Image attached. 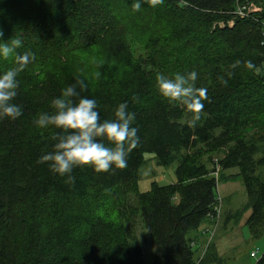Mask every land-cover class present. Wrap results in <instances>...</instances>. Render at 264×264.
I'll return each instance as SVG.
<instances>
[{
	"label": "trees",
	"instance_id": "obj_1",
	"mask_svg": "<svg viewBox=\"0 0 264 264\" xmlns=\"http://www.w3.org/2000/svg\"><path fill=\"white\" fill-rule=\"evenodd\" d=\"M138 2L137 11V0H0L2 40L19 37L17 54L34 55L18 76L14 102L22 117L0 119V264H145L132 226L139 215L153 264H223L212 241L196 261L189 237L215 215L219 198L214 173L193 155L200 147L223 153L221 170L238 169L252 210L246 226L254 238L264 234V180L257 175L264 149L252 135L264 129V0ZM242 7L249 14L238 16ZM93 49L99 59L75 71L71 55ZM248 60L254 70L245 67ZM2 62L0 73L16 66L14 56ZM190 71L208 90L195 127L193 113L169 103L156 84L158 74ZM77 77L87 81L81 96L96 99L101 121L115 119L127 102L140 140L125 169L77 168L68 181L39 163L59 130L37 129L33 120L51 112L53 97ZM146 153L160 166L177 164V181L154 182L141 193ZM128 184L134 206L123 191ZM106 201L116 219L104 213ZM256 264H264V254Z\"/></svg>",
	"mask_w": 264,
	"mask_h": 264
},
{
	"label": "clouds",
	"instance_id": "obj_2",
	"mask_svg": "<svg viewBox=\"0 0 264 264\" xmlns=\"http://www.w3.org/2000/svg\"><path fill=\"white\" fill-rule=\"evenodd\" d=\"M140 9V3L133 5ZM0 31V60L15 57V67L0 73V119L17 120L23 115L22 107L15 103L20 82L19 74L34 59L26 52L17 54L22 40L13 36L7 42L2 40ZM245 67L255 69L248 60ZM236 67V65H233ZM198 73H176L173 76L158 74L156 84L159 94L169 103H180L193 113L191 127L196 126L199 113L207 100V88L197 87ZM226 83V81H223ZM88 83L77 77L75 82L64 87L50 102L51 112H41L33 120L37 129L55 128L52 150L42 154L39 163L47 164L49 170L61 178L74 181V169L89 167L96 173H107L113 169H125L131 150L139 144L138 129L134 127L136 114L128 110L127 102L120 103L115 110V119L101 121L98 103L94 98L81 96L87 91ZM108 145H111L110 147Z\"/></svg>",
	"mask_w": 264,
	"mask_h": 264
},
{
	"label": "rangeland",
	"instance_id": "obj_3",
	"mask_svg": "<svg viewBox=\"0 0 264 264\" xmlns=\"http://www.w3.org/2000/svg\"><path fill=\"white\" fill-rule=\"evenodd\" d=\"M132 15L134 16L130 17L131 21L136 17L135 14ZM137 33L138 31H136V36ZM137 41H140L138 36ZM130 44L133 52H135L136 55H140L141 47L131 37ZM94 52L95 49L88 52L78 51L77 54L71 55L70 63L72 67H74V70L79 71L80 69L86 72L88 65L99 59V57H95ZM2 65H4V63L0 60V67H2ZM252 135L254 137L253 141L259 146L260 150L264 149V129ZM193 155L214 173L213 175L218 181V197L221 199L222 220L219 228L221 232L216 235L215 245L217 242L223 264H256L264 254V234L259 238H254L250 229L246 225H243L245 215L251 211V207L241 178L234 176L239 173L238 169H220L217 163L218 160L224 156L222 152H209L200 147L193 151ZM259 156L261 157L262 155ZM145 158L144 166L140 170V179L138 182V190L141 193L150 191L152 183L154 182L159 185H168L177 181L174 171L177 164L169 167L160 166L153 153H146ZM257 175L264 180V167L258 170ZM123 191L127 203L133 206L136 205L137 198L135 196L134 186L132 184L125 185L123 186ZM104 213H108L112 215L111 217L116 219L117 215L115 211H113L110 201L105 202ZM224 220L225 222H227V220L230 221L229 232H226L228 229L226 225L224 229L221 230ZM132 226L142 241L145 252V264H153L154 248L150 243L144 242L145 225L140 215L136 217ZM195 252V260L198 261L201 254L197 251ZM252 252L257 254V259L251 257Z\"/></svg>",
	"mask_w": 264,
	"mask_h": 264
},
{
	"label": "crops",
	"instance_id": "obj_4",
	"mask_svg": "<svg viewBox=\"0 0 264 264\" xmlns=\"http://www.w3.org/2000/svg\"><path fill=\"white\" fill-rule=\"evenodd\" d=\"M251 214H252V210L247 215H245L243 225H246L247 220L249 219ZM229 225H230V223L228 225H226L228 227L226 232H229ZM224 226H225V220L223 221V225L221 227V230L224 229ZM219 228H220V224L218 226V230L216 232V235H218V233L221 232ZM211 229H212V225L208 221V222L204 223L198 230L193 231L189 234V237L191 239H193V245H194L195 251H197L198 253L201 254L200 258H202V256L205 254V252H206L205 249H207V246L210 244V242L212 241L215 243L216 235L214 236L213 239L211 238V233L209 232ZM216 249H217V253L220 255L221 252H219V247H218L217 242H216Z\"/></svg>",
	"mask_w": 264,
	"mask_h": 264
},
{
	"label": "built area",
	"instance_id": "obj_5",
	"mask_svg": "<svg viewBox=\"0 0 264 264\" xmlns=\"http://www.w3.org/2000/svg\"><path fill=\"white\" fill-rule=\"evenodd\" d=\"M251 8V12H254V11H258L259 9L257 7H255L254 5H251L250 6ZM246 8H239L238 9V12H237V15L238 16H246L247 14H249V12H246L245 11ZM232 25V24H231ZM214 213L215 215L214 216H210L209 217V222L211 223L212 225V229L209 231L211 233V238L213 239L214 236L216 235V232L218 230V226L221 222V215H222V206H221V199L220 197L218 198V203L217 205L215 206V210H214ZM251 257L252 258H256L257 259V254L252 252L251 253Z\"/></svg>",
	"mask_w": 264,
	"mask_h": 264
}]
</instances>
